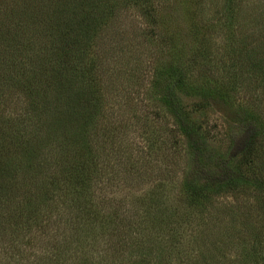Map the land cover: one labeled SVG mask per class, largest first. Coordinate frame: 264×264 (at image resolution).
<instances>
[{
  "label": "trees",
  "instance_id": "trees-1",
  "mask_svg": "<svg viewBox=\"0 0 264 264\" xmlns=\"http://www.w3.org/2000/svg\"><path fill=\"white\" fill-rule=\"evenodd\" d=\"M232 1L225 0L226 11ZM117 3L0 0V108L12 92L18 109L16 117L0 119V264H116L126 236L139 233L131 227L145 221L150 205L140 210L105 193L114 170L109 156L119 154V129L102 126L104 112L115 107L102 101L94 45ZM155 12L148 17L155 19ZM188 61H172L152 87L191 159L182 192L189 207H203L246 182L230 159L213 168L205 163L210 154L197 109L183 98L206 105L222 100L225 86L187 83ZM246 121L240 126L242 158L259 135L251 125L255 119L247 115ZM153 205L165 208L157 199ZM167 224L171 232L172 222ZM129 246V256L139 258L135 264H150L151 254Z\"/></svg>",
  "mask_w": 264,
  "mask_h": 264
},
{
  "label": "rangeland",
  "instance_id": "rangeland-1",
  "mask_svg": "<svg viewBox=\"0 0 264 264\" xmlns=\"http://www.w3.org/2000/svg\"><path fill=\"white\" fill-rule=\"evenodd\" d=\"M118 3L94 45L102 101L115 107L104 112L102 126L119 129V154L109 156L114 170L105 193L125 197L140 210L150 208L145 221L131 227L139 233L126 236L116 264L139 262L137 254L129 256V245L151 254L150 264H264V0H233L230 11L225 0ZM154 8L155 19L148 17ZM185 60L187 83L225 86L222 100L206 105L183 98L185 106L197 109L195 121L210 154L205 163L213 168L230 159L246 182L203 207H189L182 192L191 159L152 87L159 71ZM14 97L8 92L0 119L16 117ZM247 115L259 135L242 158L240 126L241 120L249 123ZM156 199L164 210L153 205ZM58 241L63 243L62 236Z\"/></svg>",
  "mask_w": 264,
  "mask_h": 264
}]
</instances>
